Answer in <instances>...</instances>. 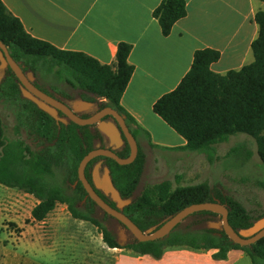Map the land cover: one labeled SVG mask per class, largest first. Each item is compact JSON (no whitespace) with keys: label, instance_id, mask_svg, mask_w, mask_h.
Returning a JSON list of instances; mask_svg holds the SVG:
<instances>
[{"label":"trees","instance_id":"trees-1","mask_svg":"<svg viewBox=\"0 0 264 264\" xmlns=\"http://www.w3.org/2000/svg\"><path fill=\"white\" fill-rule=\"evenodd\" d=\"M185 14V0H160L152 10L163 35L168 34L172 24ZM253 20L258 31L250 44L253 59L249 63L218 73L210 68V64L219 58L220 52L210 47L195 49L189 69L173 89L153 102L152 110L185 139L183 148L204 151L208 159H211L213 145L229 135L242 132L251 136L264 178V9L257 10ZM0 40L23 71L36 74L40 67L51 69L56 66L57 77L64 78L75 90L86 93L93 102L98 98L99 108L110 106L124 114L128 126L130 116L120 105V98L133 70L127 61L130 43L118 42L114 61L103 64L84 52L59 49L31 36L1 0ZM0 94H20L18 79L8 66L0 82ZM27 101L36 114V132L48 143L32 149L19 137L8 139L0 118V184L28 192L36 198L37 202L31 208L34 219H43L57 202H62L72 217L96 225L109 247L153 257H159L168 247L216 248L215 258H224L230 248H240L248 255L251 264H264V235L246 245L233 242L221 228L207 227L208 221L219 219L216 212L209 210L188 214L164 237L139 241L130 233L120 245L115 230L101 222L96 210H101L105 218L124 225L87 195L76 171L79 160L88 150L107 146V136L95 123L56 122L48 113ZM130 132L136 138L137 132ZM114 152L126 157L129 153L126 140L114 148ZM97 160H102L108 167L120 196L130 198L121 211L141 230L151 226L156 228L184 206L202 201L224 204L228 209V222L235 230L264 216H251L238 200L221 191L212 193L206 181L172 187L170 181L164 179L137 194L145 161L139 146L135 158L127 164H118L110 157H93L84 169L87 179ZM96 191L108 204L115 206L109 196Z\"/></svg>","mask_w":264,"mask_h":264},{"label":"crops","instance_id":"crops-1","mask_svg":"<svg viewBox=\"0 0 264 264\" xmlns=\"http://www.w3.org/2000/svg\"><path fill=\"white\" fill-rule=\"evenodd\" d=\"M1 1L31 36L59 49L84 52L103 64L114 61L118 42L130 43L127 61L133 70L120 98L130 116L128 129L138 133L137 144L143 138L150 146L171 151L185 150L186 141L153 112V102L177 85L195 49L210 47L220 52L210 64L218 73L249 63L253 59L250 44L258 31L254 13L264 9L261 0H185L186 14L163 35L152 16L160 0ZM0 191V200H13V190ZM31 208L30 222L24 223L20 201L0 204V264H94L96 246L100 255L112 252L109 264H251L240 248L215 258L216 248L168 247L153 257L109 247L98 241L100 231L95 243L90 229L78 236L76 226L83 220L72 217L66 204L40 220L31 216ZM5 221L22 227L21 236L15 237Z\"/></svg>","mask_w":264,"mask_h":264},{"label":"rangeland","instance_id":"rangeland-1","mask_svg":"<svg viewBox=\"0 0 264 264\" xmlns=\"http://www.w3.org/2000/svg\"><path fill=\"white\" fill-rule=\"evenodd\" d=\"M55 69L56 66L51 69H48L47 66L40 67L33 78L45 89L50 87L55 89L66 88V80L57 77ZM3 73L0 70V82ZM20 94H0V118L4 134L8 139L14 137L23 139L32 149L42 148L48 142L44 137L37 134L35 111L23 97L21 90ZM97 101H99L98 98L95 99L94 103ZM138 146L145 161L143 174L136 191L137 194L143 188L164 179L169 180L172 187L206 181L212 193L221 191L232 196L246 208L251 216L257 217L259 214H264V186H262L264 178L255 141L251 136L237 132L229 135L223 141L215 143L211 159L207 158L204 151L188 149L171 151L156 148L148 145L143 138H139ZM100 161L99 171L101 172L104 164L102 160ZM1 188H8L15 192L13 201H20L24 223H29V210L36 198L33 195H23L22 192L24 191L17 188H9L0 184ZM2 194L3 192L0 191V196ZM96 214L107 227H111L113 230L122 228L115 220L105 218L101 210H96ZM4 223L10 231H13L12 234L15 237L21 236L22 227L13 221H5ZM79 225L76 226V234L78 236L84 235L86 228L87 230L90 229L89 235L93 236L95 243L94 237L97 236L100 229L87 220H83ZM100 240L102 239H98V241ZM96 247L98 248H96L98 255L94 264H109L112 252L109 251L108 254L100 255L101 251L98 246Z\"/></svg>","mask_w":264,"mask_h":264},{"label":"water","instance_id":"water-1","mask_svg":"<svg viewBox=\"0 0 264 264\" xmlns=\"http://www.w3.org/2000/svg\"><path fill=\"white\" fill-rule=\"evenodd\" d=\"M8 66L13 71L14 75L20 82V90L23 96L31 98L37 103V106L53 117L56 122L59 120L65 121L58 115V110H61L68 118L78 125H86L95 123L96 127L107 136V146H96L93 149L88 150L79 160L77 165V178L81 182L87 195L107 214L116 218L124 227L131 233L137 240L146 241L164 237L169 231L185 216L188 214L199 211L209 210L216 212L219 215L218 220H211L207 222V227L221 228L227 237L233 242L240 245H246L254 242L258 238L264 235V217H259L252 222L251 225L235 230L228 222L227 207L218 201H202L197 203H191L176 213L171 215L158 227H148L145 230H141L127 215H125L121 209L124 205L130 202V198H122L119 191L114 186L107 166L102 167V171H99L100 160H97L91 169L92 184L87 180L84 175V169L87 162L96 156L110 157L118 164H127L133 161L137 154L138 145L137 141L128 129L124 116L117 112L110 106H104L94 112L88 117H81L75 113L78 108L72 106V108L55 100L46 93L40 91L31 84V80L34 77L32 71H23L19 64L10 56L6 45L0 40V70L4 72V68ZM28 90L33 92L36 96L42 100H38ZM76 103H80L84 108H88L92 105L91 101L78 100ZM104 115H111L115 118L116 123L110 120H104ZM123 135V137H122ZM124 138V139H123ZM126 140L129 146V153L126 157H120L114 152V148L119 147L123 141ZM100 190L104 195L110 197L115 203V206L108 204L97 192ZM122 240H118L120 245L125 243L126 233L124 229H120L118 232Z\"/></svg>","mask_w":264,"mask_h":264},{"label":"flooded vegetation","instance_id":"flooded-vegetation-1","mask_svg":"<svg viewBox=\"0 0 264 264\" xmlns=\"http://www.w3.org/2000/svg\"><path fill=\"white\" fill-rule=\"evenodd\" d=\"M7 67V66H6ZM5 67V68H6ZM4 68V69H5ZM31 84L36 87L37 89H39L40 91L46 93L47 95H49L50 97L54 98L57 101H60L61 103L67 105L68 107L72 108V106H76L78 108V110L75 111V113L81 117H88L90 115H92L94 112H96L97 110H99L100 108L98 107L97 103H94L91 99L88 98V95L82 91H77L74 89V87L67 83V87L66 88H62V89H55L54 87H50L48 89H45L38 81H36L34 78L30 81ZM20 82L18 81V87L20 90ZM32 95H34L38 100H42L40 97L36 96L33 92H31L30 90H28ZM25 99L31 101L33 104H35L37 106V103L32 100L31 98L25 97L23 96ZM78 100H84V101H91L92 105L88 108H84L80 103H76V101ZM38 107V106H37ZM58 115L61 118H64L65 121H61L59 120L58 122H62V123H67L70 119L68 118V116H66L61 110H58ZM122 114V113H120ZM124 116V120L126 122V117L124 114H122ZM102 119L104 120H110L114 123H116V120L113 116L111 115H104L102 117ZM123 137V135H122ZM124 139V138H123ZM108 145V142H107ZM91 184H92V180H91V175L89 177V179H87ZM98 190V189H96ZM100 191V190H98ZM97 192V191H96ZM101 192V191H100ZM98 193V192H97ZM122 227V226H121ZM121 229H124L125 233H126V239L129 236V232L127 231L126 228L122 227ZM120 230L117 228L115 229V232L117 234V238L119 240H122L121 237L119 236V232ZM125 239V241H126Z\"/></svg>","mask_w":264,"mask_h":264},{"label":"built area","instance_id":"built-area-1","mask_svg":"<svg viewBox=\"0 0 264 264\" xmlns=\"http://www.w3.org/2000/svg\"><path fill=\"white\" fill-rule=\"evenodd\" d=\"M23 193V195H25V196H30V195H32V194H30V193H28V192H22ZM15 201H18V200H15ZM11 202H13V200H8V199H1L0 200V204H2V205H4V204H10ZM62 205H65L64 203H62V202H57L56 204H55V208L56 207H58V206H62ZM53 207V208H54ZM11 232H13V231H11Z\"/></svg>","mask_w":264,"mask_h":264}]
</instances>
